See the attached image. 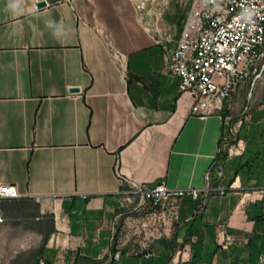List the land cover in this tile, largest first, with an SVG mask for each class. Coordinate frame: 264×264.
<instances>
[{"label": "crops", "instance_id": "obj_1", "mask_svg": "<svg viewBox=\"0 0 264 264\" xmlns=\"http://www.w3.org/2000/svg\"><path fill=\"white\" fill-rule=\"evenodd\" d=\"M45 1L0 0V184L19 194L0 200L30 201L53 228L37 264H264V58L200 118L168 69L191 0ZM129 182L211 193L180 201L151 257L116 258Z\"/></svg>", "mask_w": 264, "mask_h": 264}, {"label": "built area", "instance_id": "obj_2", "mask_svg": "<svg viewBox=\"0 0 264 264\" xmlns=\"http://www.w3.org/2000/svg\"><path fill=\"white\" fill-rule=\"evenodd\" d=\"M263 49L264 0H191L188 20L168 69L179 79V91L190 97V113L205 118L221 113L236 87L259 74ZM241 123L239 120L237 125ZM244 149L243 141H238L229 153L242 154ZM235 188L236 184L229 187ZM126 193L128 206L121 204L111 226L116 258L123 253L151 257L153 242L174 233L180 201L190 196L204 205L211 188L172 189L165 182L146 188L129 182ZM225 193L219 192L222 196ZM18 197L15 187L0 184V199ZM233 240L225 232L219 235L222 249ZM177 257L180 263L186 262L189 249Z\"/></svg>", "mask_w": 264, "mask_h": 264}, {"label": "rangeland", "instance_id": "obj_3", "mask_svg": "<svg viewBox=\"0 0 264 264\" xmlns=\"http://www.w3.org/2000/svg\"><path fill=\"white\" fill-rule=\"evenodd\" d=\"M37 206L20 199L0 200V264H31L43 245Z\"/></svg>", "mask_w": 264, "mask_h": 264}, {"label": "trees", "instance_id": "obj_4", "mask_svg": "<svg viewBox=\"0 0 264 264\" xmlns=\"http://www.w3.org/2000/svg\"><path fill=\"white\" fill-rule=\"evenodd\" d=\"M46 226V227H45ZM44 227H43V229L45 230V242H44V244H46V241L48 240V238L50 237V235H51V233L53 232V228L50 226V224H49V222H48V224L47 225H45ZM42 227H41V229H42ZM42 249V248H41ZM41 249H40V252H41ZM39 255V251L37 252V254H36V256H35V258H34V260L36 259V261H35V264H37L38 263V256Z\"/></svg>", "mask_w": 264, "mask_h": 264}, {"label": "water", "instance_id": "obj_5", "mask_svg": "<svg viewBox=\"0 0 264 264\" xmlns=\"http://www.w3.org/2000/svg\"><path fill=\"white\" fill-rule=\"evenodd\" d=\"M46 6H47V2H46L45 0H40V2H39L38 5H37V8H38V9H41V8L46 7ZM77 91H78L77 88H73V89L71 90V92H77Z\"/></svg>", "mask_w": 264, "mask_h": 264}, {"label": "clouds", "instance_id": "obj_6", "mask_svg": "<svg viewBox=\"0 0 264 264\" xmlns=\"http://www.w3.org/2000/svg\"><path fill=\"white\" fill-rule=\"evenodd\" d=\"M51 23V22H50ZM54 34H56V33H54Z\"/></svg>", "mask_w": 264, "mask_h": 264}]
</instances>
